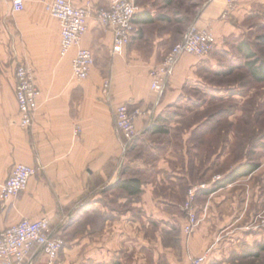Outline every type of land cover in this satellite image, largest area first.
Wrapping results in <instances>:
<instances>
[{
  "label": "crops",
  "instance_id": "crops-1",
  "mask_svg": "<svg viewBox=\"0 0 264 264\" xmlns=\"http://www.w3.org/2000/svg\"><path fill=\"white\" fill-rule=\"evenodd\" d=\"M22 1L17 12L12 0H0V185L15 163L33 165L38 172L0 209V227L47 216L65 243L56 264H184L190 255H206V264H264V251L253 245L264 240V230H247L245 188L198 195L197 226L185 237L180 230L183 213L177 208L185 197L182 191L198 181L195 152L182 149L178 167L168 176L170 167L151 157L154 147L144 144L155 129L151 120L136 121L138 135L126 146L115 131L116 105L142 107L156 118L206 57L183 54L168 86L162 94L154 93L148 71L178 41L165 43L166 33L148 37L143 28L151 23L138 18L149 13L138 5L131 41L114 54L111 30L94 13L107 0H74L76 6L93 9L80 46L93 52L94 64L89 76L77 81L70 67L75 49L65 57L58 53L60 24L45 9L51 0ZM154 1L145 3L153 9ZM223 2L207 0L194 16L196 26L213 28L217 41L237 32L244 14L264 0H239L226 18L221 17ZM20 63L33 68L40 90L33 122L25 128L19 126L15 98V67ZM105 78L111 81L109 96L101 93ZM132 178L139 182L137 191ZM31 253V264L44 262L41 251Z\"/></svg>",
  "mask_w": 264,
  "mask_h": 264
},
{
  "label": "rangeland",
  "instance_id": "rangeland-1",
  "mask_svg": "<svg viewBox=\"0 0 264 264\" xmlns=\"http://www.w3.org/2000/svg\"><path fill=\"white\" fill-rule=\"evenodd\" d=\"M145 2L148 0H136L137 6L148 12L150 17H166L144 25L146 35L169 34L165 39L168 43L172 39L182 41L190 28L197 27L194 21L196 8L207 0H155L153 9ZM243 17L238 31L227 33L217 41L214 49L204 56L206 63L186 81L179 96L151 119L150 123L161 130H154L145 137L146 148L151 144L155 149L154 152L149 150L153 153L150 156L161 158L172 170L166 172L168 176H173L174 169L178 167L182 149L195 152L198 181L188 184L182 191L185 197L177 208L183 213L180 228L183 234L186 211L182 207L189 198V188L203 183L209 187L198 189L192 201L197 221L198 195L205 190L238 187L245 188L249 217L247 230H264V225L259 222L264 214V81H255L248 68L251 60L264 61V3L255 4ZM241 42L253 52V58L247 59L245 53L239 51L237 45ZM186 138L188 140L183 144L182 140ZM250 163L257 165L253 172L220 184L233 168ZM217 176L220 180L213 183ZM251 186L255 187L249 189ZM243 199L240 197V201ZM253 245L264 251L261 248L264 240Z\"/></svg>",
  "mask_w": 264,
  "mask_h": 264
},
{
  "label": "built area",
  "instance_id": "built-area-1",
  "mask_svg": "<svg viewBox=\"0 0 264 264\" xmlns=\"http://www.w3.org/2000/svg\"><path fill=\"white\" fill-rule=\"evenodd\" d=\"M239 0H224L222 18H226L238 6ZM22 0H12V10L21 11ZM47 12L57 19L60 24V43L58 53L65 57L72 48L75 49L70 67L72 76L82 81L89 76L94 64V55L90 49L80 46L82 36L88 30V17L93 9L89 5L76 6L74 0H51L45 5ZM139 6L136 0H107L104 7L94 9L96 20L106 29H110L113 39L111 51L118 54L127 45L135 32V18ZM179 41L169 47L162 60L155 63L148 71L149 86L152 92L162 94L170 82L174 66L183 54L195 57L208 55L217 43V37L210 26L192 27ZM15 98L19 113V126L29 127L33 122L38 108L40 90L35 83L33 68L27 63H20L15 67ZM111 81L103 80L101 93L109 96ZM113 111V121L116 133L123 139L124 146L133 141L138 135L136 121L151 120L148 110L140 107L130 108L128 104H118ZM79 128L75 129V134ZM38 168L24 163H15L10 175L0 185V209L6 207L11 199L16 197L27 187L29 179L37 174ZM220 180L214 178L213 183ZM201 186L189 188V198L182 207L186 211V221L183 226L185 235H189L195 228L197 218L192 201L197 190L208 188ZM260 225H264V214L260 217ZM65 243L61 234L52 228L50 219L42 216L38 219L22 218L8 227H0V262L2 264H31V252L34 248L44 255L42 264H56L59 252ZM184 264H206V255H190Z\"/></svg>",
  "mask_w": 264,
  "mask_h": 264
},
{
  "label": "trees",
  "instance_id": "trees-1",
  "mask_svg": "<svg viewBox=\"0 0 264 264\" xmlns=\"http://www.w3.org/2000/svg\"><path fill=\"white\" fill-rule=\"evenodd\" d=\"M164 16H158L159 19H162ZM137 20V19H135ZM140 22L143 23H152L154 21V18L146 16L145 14H141L138 18ZM239 51L242 53H245V57L247 59L253 58L254 54L253 52L250 51L248 46H246L245 43L241 42L240 44L237 45ZM248 68L250 71L251 76L254 78L255 81H264V61H259L257 60H251L248 62ZM154 126V125H153ZM156 128V127H155ZM159 128L154 129L155 131L158 130ZM161 130V129H159ZM257 168V165L255 164H244V165H239L231 170L220 182V184H226L232 182L235 178L239 176H246V174H249L253 172ZM132 183H134V186L132 187L133 191H137L138 187V180L135 178L130 179ZM262 249L264 248V245L261 247Z\"/></svg>",
  "mask_w": 264,
  "mask_h": 264
}]
</instances>
